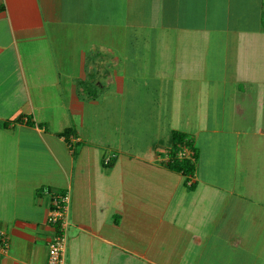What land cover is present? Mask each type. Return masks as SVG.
I'll return each mask as SVG.
<instances>
[{
  "label": "crops",
  "instance_id": "0c3cea01",
  "mask_svg": "<svg viewBox=\"0 0 264 264\" xmlns=\"http://www.w3.org/2000/svg\"><path fill=\"white\" fill-rule=\"evenodd\" d=\"M253 1L259 29L238 25L243 0H0V229L10 243L0 264H47L54 191L70 195L66 264H198L205 244L212 264H229V255L264 264V70L242 37L264 31V0ZM221 44L235 53L219 82L203 60ZM136 51L142 62L154 54L150 76L174 96L205 94L208 83L232 89L213 125L197 96L196 129H179L195 144L209 134L195 189L165 165L171 142L130 152L82 130L86 110L101 105L98 88L123 94L144 75ZM170 106L172 133L184 105ZM68 127L75 135H58Z\"/></svg>",
  "mask_w": 264,
  "mask_h": 264
},
{
  "label": "rangeland",
  "instance_id": "374dc122",
  "mask_svg": "<svg viewBox=\"0 0 264 264\" xmlns=\"http://www.w3.org/2000/svg\"><path fill=\"white\" fill-rule=\"evenodd\" d=\"M255 1L259 2L260 0ZM261 10V5L255 3L253 0H243V4L241 8H239V13L243 16L240 15V18H238V25L256 27L258 29L261 28V17L259 16ZM233 22L235 21L233 20ZM262 25L264 28V24ZM242 37L244 41L246 38L247 40H253L254 44L249 45L252 46V49H248L245 45L244 51L249 53V55L251 54V56L256 59L257 72H259V69L264 70V31H245ZM214 39L216 41L219 37L215 36ZM221 45V47L216 45L212 53L211 49L210 52L207 51L210 53V59L209 54H206L205 60H203L204 74L210 73L216 79H219V77H217L220 73L219 68L223 69L225 66L224 60L228 58L227 56L232 59L233 53H235L233 49L227 52L224 50V44ZM253 47H255V49H253ZM138 48L140 49V46ZM211 48H213V45ZM217 51L219 52V56L215 58L214 56H216ZM134 55L136 57L133 60L137 59L135 61L137 62V66H141L140 69L145 70L144 75L142 76V74H140V76L132 78V81L128 82L129 84L125 88L123 94H117L113 85L105 86L102 89L98 88V100L101 105L88 108L84 114V128H81L87 133L88 136L85 135L86 138L92 140L102 138L103 141L110 143H115V141L121 142L123 148L130 152L133 150V152L145 153L148 146L158 147L165 151V147L171 142L172 136L169 130L170 123L168 122L170 113L173 111L170 105H184L182 110H177L179 115L176 120L173 119V123L171 124L176 126L178 130L180 129L192 134L193 129H196L194 127H197V114L195 110V104L199 103L197 96H200L202 101H205L204 104L208 110V117L204 124L209 123V125H213V116L219 114L217 104H222L228 97V92L232 90L230 85L220 83L221 85L218 87L217 84L212 86L211 83H208L205 94L199 95L197 88H195L194 92L190 90L191 88H188L187 92L184 94H176V96H174L173 90L175 87L173 88L171 85H168L164 91L163 89L165 86L162 85L160 88L157 81L155 82L154 78L150 76L154 54L149 52L146 62H142L144 61V57H142L138 51H136ZM249 55H247L245 59L247 64H249ZM231 59L228 61V66L232 70L235 62L231 61ZM135 62L130 63L133 65ZM137 70L138 69H136V72ZM223 79L225 80V78L221 77L219 82L223 81ZM184 88L186 87L184 86ZM86 92H80L78 95L82 98L86 97ZM215 120H217L216 117ZM206 135L209 134L205 132L202 133L200 135V140L205 141ZM201 141L195 144L197 149L201 148ZM71 146L75 149L77 144L73 143ZM167 157L168 155L165 154L164 158L167 159ZM242 226H244V224H242ZM201 248L202 249H199L197 254L198 264H202L205 262L204 260H208L207 262L212 264L211 262L214 260V255L208 254L210 248H207V244ZM226 257L227 260L230 261L229 264L236 263V255H229ZM237 257H240V255H237ZM249 257L251 259H247V264L253 262L254 255H250ZM222 258H224V256H219V259ZM220 264H222V262H220Z\"/></svg>",
  "mask_w": 264,
  "mask_h": 264
},
{
  "label": "built area",
  "instance_id": "2783aa9c",
  "mask_svg": "<svg viewBox=\"0 0 264 264\" xmlns=\"http://www.w3.org/2000/svg\"><path fill=\"white\" fill-rule=\"evenodd\" d=\"M193 151L188 147L182 146L178 152V157H191ZM115 154L107 156L109 161ZM50 193L49 191H46ZM51 195V208L48 214V222L54 226L55 233L49 242L47 264H66V252L68 248V227L70 224V195L67 191H54ZM9 236L0 229V252H7L9 249Z\"/></svg>",
  "mask_w": 264,
  "mask_h": 264
},
{
  "label": "trees",
  "instance_id": "16d2710c",
  "mask_svg": "<svg viewBox=\"0 0 264 264\" xmlns=\"http://www.w3.org/2000/svg\"><path fill=\"white\" fill-rule=\"evenodd\" d=\"M74 131L75 129L73 127H68L64 131L58 133V135L65 136L66 139H69L71 135H75ZM171 135V143L166 152L168 157L165 161V165L177 173H182L185 176V185L190 189H195L196 181H192V179L196 175L197 163L199 160V151L197 146L191 136L185 132L173 130ZM182 146L188 147L193 151L191 157L180 158L177 156ZM115 159L116 157H111V159L107 161L106 156H104L103 165L109 167L113 165Z\"/></svg>",
  "mask_w": 264,
  "mask_h": 264
}]
</instances>
